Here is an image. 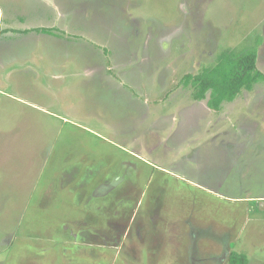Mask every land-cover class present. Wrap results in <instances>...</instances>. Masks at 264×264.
<instances>
[{
    "label": "rangeland",
    "instance_id": "rangeland-1",
    "mask_svg": "<svg viewBox=\"0 0 264 264\" xmlns=\"http://www.w3.org/2000/svg\"><path fill=\"white\" fill-rule=\"evenodd\" d=\"M257 40L264 74V0H0V264H116L151 180L186 179L192 196L218 186L209 199L226 216L228 201L264 192V79L216 116L209 92L205 111L192 107L183 83ZM142 135L144 163L119 164L121 143ZM84 155L89 184L120 175L87 208L72 191V156ZM251 204L238 245L264 264V205Z\"/></svg>",
    "mask_w": 264,
    "mask_h": 264
},
{
    "label": "crops",
    "instance_id": "crops-1",
    "mask_svg": "<svg viewBox=\"0 0 264 264\" xmlns=\"http://www.w3.org/2000/svg\"><path fill=\"white\" fill-rule=\"evenodd\" d=\"M191 97L194 98V101H197L191 106L205 111L202 108L204 105L198 103L202 99L194 96V94ZM228 102L230 101L221 102L218 109L210 106L208 107L211 110L207 108L210 113L216 116L221 106ZM238 134L246 136L247 132L239 131ZM249 135L248 132L246 139L249 138ZM141 137L143 135L135 139L130 136L122 143L119 140L126 148L122 147V154L117 157L119 164H124L126 159L129 161L130 158L136 160V164L139 161L144 163L143 161L146 157L141 158L139 155L145 150L139 147L138 144ZM119 142L114 145L121 147ZM251 142L253 143V139ZM95 153L96 150L94 149L89 152V154ZM146 153L154 156L151 148L149 153ZM234 156L238 157L239 154H234ZM109 157L111 156L107 158ZM87 158L88 156L84 155L78 160L72 156V191H76L77 201L84 208L91 206L94 199L95 201L102 200L108 191L119 183L118 178L120 176L118 173L119 169L116 168L115 172L110 171L109 177L106 178L107 175L104 178L100 177L98 184H89L87 177L90 176L91 169L84 171L80 167V165L87 164ZM134 168L135 172L140 170L139 166L135 165ZM80 170L83 171L84 176L83 174L77 175ZM181 181L185 182L181 183ZM186 182H188L186 179L178 176L169 183L166 179L151 180L148 189L153 186V193L148 192L143 196V191H141L140 198L134 204L132 220L130 219L131 222L128 221L127 224H133L132 230L130 227H127V229L122 227L118 231L119 235H121L116 246V264H125V261L127 264H229V255L232 251L244 253L248 259L247 264H252L251 255L247 254V248L240 247L238 242L241 239L243 240L240 234L242 225L255 222V218H252L254 214H252L251 201L253 199H261V204L263 202L264 205V192L257 194L258 197L256 198L245 194L242 197H235L233 201H228L226 207L230 208V210L228 216H226V213L221 209V202L209 199L211 198L209 194L215 195V192L219 189L218 186H210V188L209 185H203L204 193L201 196L197 194L192 196L189 193L187 194V191H184L181 187ZM87 185L90 187L89 192L87 188L83 189ZM170 191L172 195L176 194L174 197L177 200L171 201ZM142 198L146 199L141 200ZM230 203L233 204L231 205ZM154 210L155 212H153ZM89 213L94 218L92 210ZM86 218H88V213L85 216ZM118 225L120 227V223ZM130 231H133L134 235L128 237L131 234ZM108 233L109 231L106 230L103 236L106 247L109 246L108 237H106ZM139 239L140 242L138 241ZM124 244L128 247L131 246L128 249L131 254H128V259H126ZM108 249L105 248V250ZM259 261L257 259V262Z\"/></svg>",
    "mask_w": 264,
    "mask_h": 264
},
{
    "label": "trees",
    "instance_id": "trees-1",
    "mask_svg": "<svg viewBox=\"0 0 264 264\" xmlns=\"http://www.w3.org/2000/svg\"><path fill=\"white\" fill-rule=\"evenodd\" d=\"M258 45L259 40L237 54L221 53L212 67L204 68L197 74H185L183 83L190 84L199 99H203L209 92L208 106L218 109L221 102L232 101L242 89L250 88L257 81L264 79V74L256 64ZM247 262L244 253L232 251L229 255V264Z\"/></svg>",
    "mask_w": 264,
    "mask_h": 264
}]
</instances>
